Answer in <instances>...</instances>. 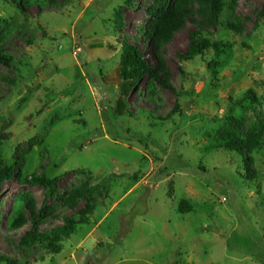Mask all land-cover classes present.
I'll list each match as a JSON object with an SVG mask.
<instances>
[{
	"label": "rangeland",
	"instance_id": "1",
	"mask_svg": "<svg viewBox=\"0 0 264 264\" xmlns=\"http://www.w3.org/2000/svg\"><path fill=\"white\" fill-rule=\"evenodd\" d=\"M173 1L0 0V264H264V0L214 25L194 5L156 47L146 30ZM192 31L222 53L181 61ZM122 43L169 87L144 75L120 95ZM41 174L53 185L28 184ZM68 222L57 254L20 243Z\"/></svg>",
	"mask_w": 264,
	"mask_h": 264
},
{
	"label": "trees",
	"instance_id": "2",
	"mask_svg": "<svg viewBox=\"0 0 264 264\" xmlns=\"http://www.w3.org/2000/svg\"><path fill=\"white\" fill-rule=\"evenodd\" d=\"M36 3L39 0H34ZM133 0H125L124 4L130 6ZM238 0H174L168 9L164 12L161 17L155 18L151 21L146 30V35L151 38L153 44L159 47L160 44L167 42L172 34L183 26L185 18H189L193 13V6H198V12L202 10L203 15L208 16L211 25H214L224 9L232 11L234 5ZM260 15L264 17V5L260 11ZM115 18L118 22L122 20L121 9H118L115 13ZM121 55L119 64L117 66L118 77L121 79L120 83V95L121 93L127 92L128 89L133 88L138 84L144 75L153 77L163 87H169L166 81L162 78L158 71V67L151 66L148 61L144 58L142 52L136 47L126 43L121 45ZM221 43H208L196 37L194 31L190 33V41L187 44L185 53L179 54L178 57L181 61H190L194 57L202 55L205 51L211 49L216 56L222 53ZM0 64L5 67L12 66V59L7 56L2 49H0ZM245 98L251 102H255L256 98L252 91L245 93ZM123 105L119 102L116 103L117 115H122ZM227 148L231 151L240 153L244 156V152L240 143L237 139H233L227 144ZM12 175L10 168L0 165V187L1 184L8 180ZM54 183V180L48 179L44 174L33 175L28 181V184L50 187ZM24 206L27 211L33 214V202L30 197L24 198ZM92 208L89 204V200L86 201L84 209L81 211L83 215H87L91 212ZM178 210L182 213H189L191 207L188 206L184 201H180L178 204ZM25 224V218L22 214L17 212L9 221V226L12 229H16ZM73 232V224L71 222L66 223L63 227L57 228L52 231L50 235L46 233H38L34 227L24 236L21 237L20 243L28 245L34 242H47L48 247L52 254H57L60 251L59 242L61 238H68ZM7 261L4 257H0V263Z\"/></svg>",
	"mask_w": 264,
	"mask_h": 264
}]
</instances>
